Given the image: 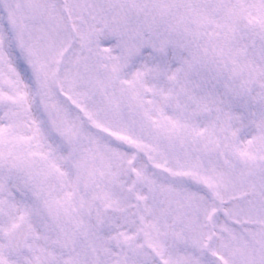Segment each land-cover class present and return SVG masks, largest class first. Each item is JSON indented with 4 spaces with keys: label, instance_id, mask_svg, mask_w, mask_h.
Listing matches in <instances>:
<instances>
[{
    "label": "snow or ice",
    "instance_id": "1",
    "mask_svg": "<svg viewBox=\"0 0 264 264\" xmlns=\"http://www.w3.org/2000/svg\"><path fill=\"white\" fill-rule=\"evenodd\" d=\"M0 264H264V0H0Z\"/></svg>",
    "mask_w": 264,
    "mask_h": 264
}]
</instances>
